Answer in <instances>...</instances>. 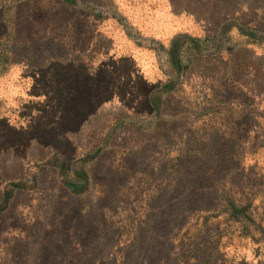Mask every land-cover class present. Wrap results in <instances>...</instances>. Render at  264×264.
<instances>
[{
    "label": "rangeland",
    "instance_id": "rangeland-1",
    "mask_svg": "<svg viewBox=\"0 0 264 264\" xmlns=\"http://www.w3.org/2000/svg\"><path fill=\"white\" fill-rule=\"evenodd\" d=\"M0 264H264V0H0Z\"/></svg>",
    "mask_w": 264,
    "mask_h": 264
}]
</instances>
